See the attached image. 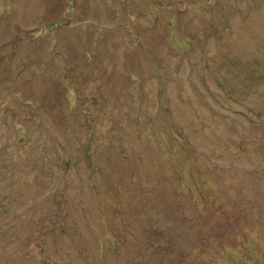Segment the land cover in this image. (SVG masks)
<instances>
[{
    "label": "rangeland",
    "instance_id": "obj_1",
    "mask_svg": "<svg viewBox=\"0 0 264 264\" xmlns=\"http://www.w3.org/2000/svg\"><path fill=\"white\" fill-rule=\"evenodd\" d=\"M0 264H264V0H0Z\"/></svg>",
    "mask_w": 264,
    "mask_h": 264
}]
</instances>
